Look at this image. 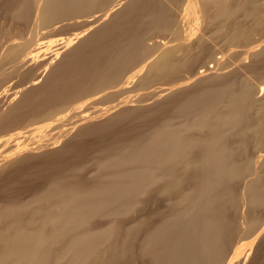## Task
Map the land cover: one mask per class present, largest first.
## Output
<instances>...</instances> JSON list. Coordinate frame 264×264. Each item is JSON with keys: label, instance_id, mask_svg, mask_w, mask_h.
<instances>
[{"label": "bare ground", "instance_id": "obj_1", "mask_svg": "<svg viewBox=\"0 0 264 264\" xmlns=\"http://www.w3.org/2000/svg\"><path fill=\"white\" fill-rule=\"evenodd\" d=\"M0 10L29 34L81 22L50 52L27 34L15 56L0 27V59L30 76L0 89V264H264V0ZM42 151V184L4 186Z\"/></svg>", "mask_w": 264, "mask_h": 264}, {"label": "rangeland", "instance_id": "obj_2", "mask_svg": "<svg viewBox=\"0 0 264 264\" xmlns=\"http://www.w3.org/2000/svg\"><path fill=\"white\" fill-rule=\"evenodd\" d=\"M0 12H1V10H0ZM73 19H69V20H64V21H62L61 23H59L60 25H58L57 27H53L52 25L51 26H48V27H46V28H40V29H37L36 31H38V32H36V31H33L32 33L30 32V34L28 33V32H17L16 31V28H15V26L12 24V22H11V18L10 17H5L4 16V19H3V17H1L0 16V27H2V28H4V29H10V31H11V39H10V46H9V53L11 54V55H18V54H20L25 48H27V42H26V39L29 37L28 35H30V37H32V36H34V41H35V43H36V41L38 42V43H36V45L34 44V46H36V47H38V48H41V50L42 51H44V49H45V52H48V50H49V52L50 51H53L56 47H58V46H60V41H61V39H62V36H65V35H68L69 33H71V32H74L75 31V29H77V28H79L80 26H81V22H74V21H72ZM98 24H94L92 27H95V26H97ZM79 26V27H78ZM36 32V33H35ZM28 34V35H27ZM37 36H36V35ZM41 36H40V35ZM39 35V36H38ZM39 40H37L36 38ZM54 38V39H53ZM65 38H67V37H65ZM6 37H3V43H6L5 41H6ZM39 42H41L42 44H40ZM43 43H44V45H43ZM47 44V45H46ZM45 48H44V47ZM52 47V48H51ZM44 48V49H43ZM40 50V49H39ZM0 63H2V64H0V71L2 72V73H4V74H7V73H9L10 71V69L9 68H11L12 67V70L14 69L13 67H14V65L12 64V62L10 63V62H5V61H3V60H1L0 59ZM4 63V64H3ZM7 63H9L8 65L10 66H8V68L6 67V65H7ZM3 66H5V67H3ZM6 70H8L6 73L4 72V70L5 69ZM3 70V71H2ZM17 73V70H13V71H11L12 72V75H11V73L9 74V75H11L12 76V80H9L8 82L7 81H5V80H3V74L1 73V82H0V89H2V88H4L5 87V85H6V87H16V85L17 84H19L21 81L22 82H25V81H27V78L26 77H28V75H25L24 74V76H26V77H21V75L19 76V75H16V73ZM14 72V73H13ZM18 74H20V71H18ZM23 75V74H22ZM16 76H18L19 77V79L16 77ZM30 77V76H29ZM28 77V78H29ZM22 78V79H21ZM25 78H26V80H25ZM16 79V80H15ZM24 79V80H23ZM4 81V82H3ZM3 82V83H2ZM5 84V85H4ZM8 84V85H7ZM11 84V85H10ZM155 85L156 84H152V85H150V87L148 88V89H146L147 91H150V90H156V87H155ZM158 85V84H157ZM9 87V88H10ZM152 88H154V89H152ZM131 94H134V92H132ZM123 98V97H122ZM163 100H165V98H164V96H162V97H160L159 98V103L161 102V101H163ZM93 104L91 103V102H88L87 103V108H89L88 110H91V108H90V106H92ZM85 107V108H86ZM135 125L134 124H132V122H129V123H125L124 125L122 124V126H120V127H123V129L124 130H129V128L130 129H132L133 127H134ZM119 127V128H120ZM128 128V129H127ZM121 129V128H120ZM123 129H121V130H123ZM133 129H136L135 127L133 128ZM118 130V129H117ZM117 130H115V131H113V132H111L110 133V135L113 133V135H112V137H111V139L110 138H108V135H106L107 137H105L104 139L106 140V141H112V140H115V139H117V137H116V134H117ZM118 131H120V130H118ZM116 133V134H115ZM109 135V136H110ZM118 135V134H117ZM113 136H114V138H113ZM107 138V139H106ZM113 138V139H112ZM70 139H72V137L70 138ZM109 139V140H108ZM79 141H81V140H79ZM92 141V139L90 140V139H83V141H81L82 142V144L84 145V148L86 149V147L87 148H89L88 146H91V143L93 142H91ZM62 145H64V143H62L61 145H59L58 147H60V146H62ZM45 153V151H42V152H39V153H37L35 156V158H36V160L34 161V162H31V163H28V164H25L23 167H22V169L19 171V172H17V173H8V174H10V175H7V173L5 172V174H6V177H5V175H4V186L6 187V183L8 182H17L18 180H22L21 181V185L22 184H24V185H22L21 187H26L27 185L28 186H33L34 185V187H36L35 186V184L38 186V185H40V184H42V180H43V178H41L40 179V177H37V176H34V175H32V178H31V175H28L31 171H33L37 166H39V165H43V164H45V163H48V162H50L51 160H52V158L51 157H46V158H42V156L43 155H45L44 154ZM89 162V161H88ZM34 177H37L36 179H34ZM30 178V179H29ZM9 179V181H7ZM32 179L33 180H35V181H32ZM7 181V182H6ZM39 183V184H38ZM6 184V185H5ZM31 184V185H30ZM13 192V193H12ZM8 191L7 193L9 194V196H11V197H20V195H21V197L22 196H24V197H22V198H24L25 200L27 199V197H28V193L26 192V191H21L22 192V194L24 193V195H22L21 194V192H19V191ZM19 192V193H18ZM7 193H5L4 192V197H5V194H6V196L8 195ZM17 194V195H16ZM15 195V196H14ZM19 195V196H18ZM6 198V197H5ZM237 237H239V238H237ZM236 237V240H238L237 241V244H240L241 242H246V239H242L241 238V236L239 235V236H237ZM264 238V237H263ZM241 239L243 240V241H241ZM260 240V239H259ZM263 240V241H262ZM261 240V242L259 241V243H258V240H257V243L260 245L261 244V246H259V247H262V248H259V249H262L261 250V252H263V250H264V239H262ZM236 244V245H237ZM247 244H246V246H244V248L242 249V251L243 252H245L246 250V253L245 254H247V253H249L248 252V249H247ZM256 247H258V246H255V248H253L252 249V251L254 250V249H256ZM249 251H250V248H249ZM251 251V252H252ZM256 251V250H255ZM264 253V252H263ZM258 254L259 253H257V252H255L254 254H253V258L254 257H256V256H258ZM229 257H226V259H225V261H224V264H226V262H227V259H228Z\"/></svg>", "mask_w": 264, "mask_h": 264}]
</instances>
